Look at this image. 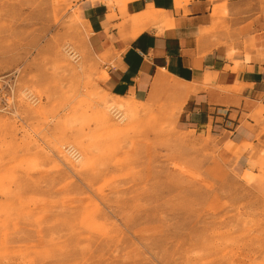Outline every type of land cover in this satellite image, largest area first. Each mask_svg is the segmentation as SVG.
<instances>
[{
    "label": "rangeland",
    "instance_id": "rangeland-1",
    "mask_svg": "<svg viewBox=\"0 0 264 264\" xmlns=\"http://www.w3.org/2000/svg\"><path fill=\"white\" fill-rule=\"evenodd\" d=\"M78 1L0 0V264H264V129L109 94Z\"/></svg>",
    "mask_w": 264,
    "mask_h": 264
},
{
    "label": "crops",
    "instance_id": "crops-1",
    "mask_svg": "<svg viewBox=\"0 0 264 264\" xmlns=\"http://www.w3.org/2000/svg\"><path fill=\"white\" fill-rule=\"evenodd\" d=\"M76 10L109 94L146 103L167 88L184 95L187 124L231 152L256 142L264 129V0H79ZM255 174L264 194V166Z\"/></svg>",
    "mask_w": 264,
    "mask_h": 264
},
{
    "label": "bare ground",
    "instance_id": "bare-ground-1",
    "mask_svg": "<svg viewBox=\"0 0 264 264\" xmlns=\"http://www.w3.org/2000/svg\"><path fill=\"white\" fill-rule=\"evenodd\" d=\"M111 109H113V110H115V111H119L118 109H115V108H111ZM73 157L75 156V154H73L74 152H69Z\"/></svg>",
    "mask_w": 264,
    "mask_h": 264
},
{
    "label": "built area",
    "instance_id": "built-area-1",
    "mask_svg": "<svg viewBox=\"0 0 264 264\" xmlns=\"http://www.w3.org/2000/svg\"><path fill=\"white\" fill-rule=\"evenodd\" d=\"M70 152H73V150H70Z\"/></svg>",
    "mask_w": 264,
    "mask_h": 264
}]
</instances>
